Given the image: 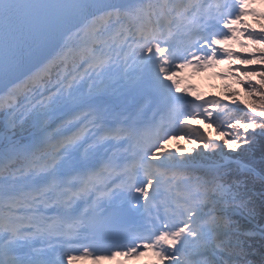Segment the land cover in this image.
<instances>
[{"label": "snow or ice", "instance_id": "1", "mask_svg": "<svg viewBox=\"0 0 264 264\" xmlns=\"http://www.w3.org/2000/svg\"><path fill=\"white\" fill-rule=\"evenodd\" d=\"M257 2L0 0V264H264Z\"/></svg>", "mask_w": 264, "mask_h": 264}, {"label": "trees", "instance_id": "2", "mask_svg": "<svg viewBox=\"0 0 264 264\" xmlns=\"http://www.w3.org/2000/svg\"><path fill=\"white\" fill-rule=\"evenodd\" d=\"M257 7H259V11H264V4H261L259 2H257L256 4ZM244 20H246L248 23L253 24V27H256L257 25L254 23L253 18L250 16H245L243 18ZM233 49L235 51H239L240 49L238 47H236L235 45H233ZM241 67H252V66H244L241 65ZM209 77H207L203 83L200 84V89L198 90L197 93H199L201 96H204L205 93H208L212 88H217V93L219 95H221L222 97H225V100L227 101V91L229 90H235L237 92H239V96L242 97L241 100H246L247 98L244 96V90L242 89V87L240 85L231 83L230 81L227 80H223L220 79L219 77L215 76L213 73H209L208 74ZM258 79V77L256 78ZM255 82V80L253 81ZM227 84H231V88L228 89L225 86ZM205 97V96H204ZM237 100H240L238 97H236ZM258 99V98H256ZM195 126V125H194ZM209 131H212V133L215 135V133L213 132L212 129H207Z\"/></svg>", "mask_w": 264, "mask_h": 264}, {"label": "rangeland", "instance_id": "3", "mask_svg": "<svg viewBox=\"0 0 264 264\" xmlns=\"http://www.w3.org/2000/svg\"><path fill=\"white\" fill-rule=\"evenodd\" d=\"M252 7L256 8L257 11H259V7H257L256 5H252ZM209 73H203V74H196V75H193L192 78L188 81V83H191L194 88H195V92H194V95L195 93L198 92L199 88H200V84L203 83V81L209 77L208 76ZM212 95H215L216 97L218 98H221L220 95L217 93V88H212L209 93H207L205 96L209 97V96H212ZM238 98L241 100L242 97L241 96H238ZM193 125H197L198 122L196 120H193L192 121ZM201 128H203V125H199ZM208 133L210 135H213L214 134L212 133V131H209L207 130ZM193 145H190L185 139H175V140H172L169 142V144L166 146L168 149H171V150H176L177 148L179 147H183V148H188V147H192ZM179 154V153H178Z\"/></svg>", "mask_w": 264, "mask_h": 264}, {"label": "bare ground", "instance_id": "4", "mask_svg": "<svg viewBox=\"0 0 264 264\" xmlns=\"http://www.w3.org/2000/svg\"><path fill=\"white\" fill-rule=\"evenodd\" d=\"M101 255H106L108 254L107 252H104V253H100ZM149 257H141L140 259H127V261L130 263V264H144V261L146 259H148ZM113 261L114 260H103V261H100L99 264H113ZM76 264H93L92 260L91 259H87V260H81V261H77Z\"/></svg>", "mask_w": 264, "mask_h": 264}]
</instances>
